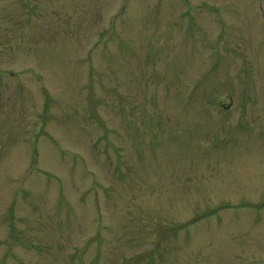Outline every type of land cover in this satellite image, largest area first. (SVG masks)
<instances>
[{
    "label": "rangeland",
    "instance_id": "1",
    "mask_svg": "<svg viewBox=\"0 0 264 264\" xmlns=\"http://www.w3.org/2000/svg\"><path fill=\"white\" fill-rule=\"evenodd\" d=\"M0 264H264V0H0Z\"/></svg>",
    "mask_w": 264,
    "mask_h": 264
},
{
    "label": "flooded vegetation",
    "instance_id": "2",
    "mask_svg": "<svg viewBox=\"0 0 264 264\" xmlns=\"http://www.w3.org/2000/svg\"><path fill=\"white\" fill-rule=\"evenodd\" d=\"M226 108V107H225Z\"/></svg>",
    "mask_w": 264,
    "mask_h": 264
}]
</instances>
